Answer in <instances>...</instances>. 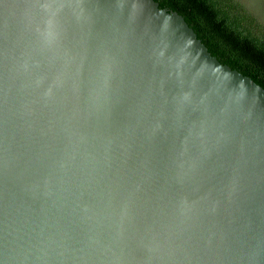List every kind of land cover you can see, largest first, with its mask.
<instances>
[{
	"label": "water",
	"instance_id": "1",
	"mask_svg": "<svg viewBox=\"0 0 264 264\" xmlns=\"http://www.w3.org/2000/svg\"><path fill=\"white\" fill-rule=\"evenodd\" d=\"M0 264H264V90L153 0H0Z\"/></svg>",
	"mask_w": 264,
	"mask_h": 264
},
{
	"label": "trees",
	"instance_id": "2",
	"mask_svg": "<svg viewBox=\"0 0 264 264\" xmlns=\"http://www.w3.org/2000/svg\"><path fill=\"white\" fill-rule=\"evenodd\" d=\"M182 17L207 52L264 90V0H153Z\"/></svg>",
	"mask_w": 264,
	"mask_h": 264
}]
</instances>
